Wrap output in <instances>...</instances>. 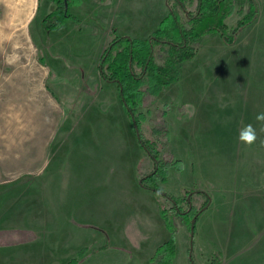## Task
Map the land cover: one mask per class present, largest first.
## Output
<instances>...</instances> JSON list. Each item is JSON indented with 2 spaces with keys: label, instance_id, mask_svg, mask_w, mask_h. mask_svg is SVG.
Returning <instances> with one entry per match:
<instances>
[{
  "label": "rangeland",
  "instance_id": "1",
  "mask_svg": "<svg viewBox=\"0 0 264 264\" xmlns=\"http://www.w3.org/2000/svg\"><path fill=\"white\" fill-rule=\"evenodd\" d=\"M255 1L257 18L233 44L204 37L179 78L138 109L144 138L157 129L162 157L178 160L156 180L161 193L210 198L183 220L163 215L166 197L141 186L153 159L117 85L98 71L110 33L146 38L166 0H79L49 30L51 0H39L31 20L0 9V264H156L166 241L172 264H264V122L255 119L264 112V0ZM248 124L252 145L238 139ZM204 200L194 193L190 207Z\"/></svg>",
  "mask_w": 264,
  "mask_h": 264
},
{
  "label": "trees",
  "instance_id": "2",
  "mask_svg": "<svg viewBox=\"0 0 264 264\" xmlns=\"http://www.w3.org/2000/svg\"><path fill=\"white\" fill-rule=\"evenodd\" d=\"M51 1L55 6L51 7L42 20L43 27L48 30L69 18L70 7L79 0ZM191 4L195 5L193 11L188 8ZM166 6V16L144 39L131 38L112 31L100 55L98 71L104 81L117 85L126 112L138 130L141 145L153 159L154 167L140 178L141 186L166 197L170 206L163 209V215L169 211L183 220L188 212H192L194 216L205 209L210 198L202 191H186L182 198L161 193L156 180H165L166 167L176 164L178 160L162 157L157 144V129L149 130L151 139L144 138L140 127V118L144 114L138 109L146 103V97L154 101L162 89L179 78L181 63L195 56L204 37L219 35L226 44H233L240 29L257 18L258 7L255 0H166ZM233 12L239 18L233 26H229L226 19ZM157 57L161 59L160 62L156 61ZM162 124L163 135L167 138V124L163 119ZM153 133L156 134V140ZM194 193L205 199L195 209L190 207L191 195ZM182 203L188 205L186 210L181 208ZM172 258V241H166L159 247L152 261L156 264H172Z\"/></svg>",
  "mask_w": 264,
  "mask_h": 264
},
{
  "label": "crops",
  "instance_id": "3",
  "mask_svg": "<svg viewBox=\"0 0 264 264\" xmlns=\"http://www.w3.org/2000/svg\"><path fill=\"white\" fill-rule=\"evenodd\" d=\"M7 1V0H5ZM11 4L9 6H3L5 10H16L19 12H24L27 14L28 18L31 20L35 14L36 11L39 7V0H9ZM4 2L1 0V3ZM4 4V3H2ZM1 4H0V9H1ZM2 8V9H3ZM23 13V14H24Z\"/></svg>",
  "mask_w": 264,
  "mask_h": 264
},
{
  "label": "clouds",
  "instance_id": "4",
  "mask_svg": "<svg viewBox=\"0 0 264 264\" xmlns=\"http://www.w3.org/2000/svg\"><path fill=\"white\" fill-rule=\"evenodd\" d=\"M256 121L264 122V112H258L255 116ZM264 130V129H262ZM238 139L247 145H252L257 139L256 129L253 128L251 124L244 125L242 131L240 132Z\"/></svg>",
  "mask_w": 264,
  "mask_h": 264
}]
</instances>
